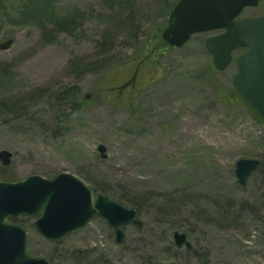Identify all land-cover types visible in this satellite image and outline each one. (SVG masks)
<instances>
[{
    "label": "rangeland",
    "instance_id": "1",
    "mask_svg": "<svg viewBox=\"0 0 264 264\" xmlns=\"http://www.w3.org/2000/svg\"><path fill=\"white\" fill-rule=\"evenodd\" d=\"M178 1L0 0V151L14 155L10 166L0 163V179L68 173L96 197L135 209L143 223L123 227L118 243L96 215L50 241L36 217L17 218L35 257L50 264H264V216L255 208L264 214V129L223 97L243 52L216 71L205 46L220 34L212 31L139 62ZM263 13L264 4L240 18ZM195 120L200 128L180 137L181 123ZM241 159L260 160L246 186L235 173ZM176 232L187 235L190 249L175 245Z\"/></svg>",
    "mask_w": 264,
    "mask_h": 264
},
{
    "label": "water",
    "instance_id": "2",
    "mask_svg": "<svg viewBox=\"0 0 264 264\" xmlns=\"http://www.w3.org/2000/svg\"><path fill=\"white\" fill-rule=\"evenodd\" d=\"M264 0H180L172 11L162 37L172 47L181 48L196 33L224 30L210 38L206 48L214 58L218 71L231 63L232 51L247 48L237 60L238 72L233 77L232 96L239 106L264 128V15L236 20L247 7H256ZM101 158H107L105 146L98 147ZM13 154L0 152V162L10 166ZM260 162L242 159L236 164V176L245 186ZM39 216L35 226L39 233L57 241L68 233L85 227L95 216L105 218L115 229L121 243V227L135 224L142 227L135 209H129L99 195L94 199L90 187L77 177L62 173L53 179L31 175L16 182L0 181V264H50L34 257L27 248V232L6 222L11 217ZM177 247L191 248L186 234L176 232Z\"/></svg>",
    "mask_w": 264,
    "mask_h": 264
},
{
    "label": "trees",
    "instance_id": "3",
    "mask_svg": "<svg viewBox=\"0 0 264 264\" xmlns=\"http://www.w3.org/2000/svg\"><path fill=\"white\" fill-rule=\"evenodd\" d=\"M173 8H174V6L172 7V9H170L169 10V12H168V18H169V16H170V14H171V12H172V10H173ZM167 22H168V20H167ZM160 32L161 31H157V33L155 34V35H153L154 37H153V39H151V40H149V47H148V49H147V52H146V54L142 57V58H140V60H139V62H141L142 60H147V59H150V57H151V54L154 52L155 53V57L156 56H159L160 55V53H159V50H161L162 48H166L167 47V45L165 44V42L162 40V38H161V35H160ZM130 84H132L133 82L131 81V82H129ZM124 87H127V86H129L128 84H125V85H123ZM227 101H230V100H232V96H231V93L229 94V93H227L225 96H223ZM0 108L2 109L3 108V105L2 104H0ZM12 222L13 223H15V224H17L19 221H18V219H12Z\"/></svg>",
    "mask_w": 264,
    "mask_h": 264
},
{
    "label": "bare ground",
    "instance_id": "4",
    "mask_svg": "<svg viewBox=\"0 0 264 264\" xmlns=\"http://www.w3.org/2000/svg\"><path fill=\"white\" fill-rule=\"evenodd\" d=\"M200 125H201V120H199V121H194V123L193 122H190V121H187V122H182L181 123V125H180V128L181 129H184V128H187V130L186 131H184V132H182V134H180V137H188L189 135H190V133L192 132L191 130H198L199 128H200ZM191 131V132H190ZM212 136H214V135H212ZM176 139H178V138H176ZM174 143H170V144H167L166 145V147L165 148H167V149H169L170 147H172V145H173ZM145 149H146V146L145 147H143L142 148V150L144 151V152H146L145 151ZM155 153V152H154ZM135 158H142V156H136V157H134L133 159H135ZM142 160V159H141ZM135 161H137L136 159H135ZM257 188H254V189H251V192L252 191H254V190H256ZM256 208V214L258 215V216H260V217H263L264 216V214L261 212V208L260 207H255ZM91 248H93V249H96V248H98L97 246H95V245H93V246H91ZM90 248V249H91ZM89 250V249H88ZM227 257V258H226ZM226 257H223L222 259L223 260H227V259H229L230 260V258L228 257V256H226ZM107 259H109V258H107Z\"/></svg>",
    "mask_w": 264,
    "mask_h": 264
}]
</instances>
